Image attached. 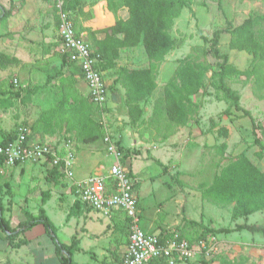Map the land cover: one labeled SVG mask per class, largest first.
Wrapping results in <instances>:
<instances>
[{
  "label": "rangeland",
  "instance_id": "rangeland-1",
  "mask_svg": "<svg viewBox=\"0 0 264 264\" xmlns=\"http://www.w3.org/2000/svg\"><path fill=\"white\" fill-rule=\"evenodd\" d=\"M50 1L52 2V0ZM87 1L84 3L85 9L90 7L92 2H104V0ZM187 1L190 7L183 9L180 17L175 20L171 31L178 46L160 65L156 77L157 90L142 106L145 111H147L146 106H153L150 116H142L140 124L131 127L120 107L121 104L118 103L119 91L116 88H111L114 80L113 71L104 75L105 85L109 88L108 94H111L109 101H112L110 107H107V104L105 106V110H107L105 111L106 131L125 149L126 157L123 160V165L137 177L141 220L146 227L148 226L152 230V233L163 234L167 239L174 235L182 238L183 236H192L193 243L191 245L196 246L201 240L197 241L201 229L189 224L190 221L202 222L208 228L214 229H231L235 223L248 222V224H255L260 230H243L238 232L237 236L248 242L253 240L264 244V211L254 213L247 218L237 219L235 222L231 219L233 205L221 207L207 202L201 197L200 185L203 183L208 185L212 182L215 175L228 163L226 159L228 156H236L244 152L255 166L264 170V150L254 143L250 119L241 117L240 112H235L232 109L230 117L224 115L223 112L229 107V104L219 99L217 93L209 85L210 74L206 77L205 89L192 98L194 104L198 106V111L185 127L171 128L168 132L164 115L158 114L153 117L154 106L162 98L163 87L172 77L178 62L189 55L198 61H208V58H211V55H208L210 44L204 43L198 32L211 38L215 31L223 30L229 26L236 27L251 14L261 15L264 13V0ZM0 7L7 9L3 0H0ZM81 9L83 8L80 5L77 13L73 14L74 20L76 19L75 15L78 16L77 24H81V19L86 14ZM88 15H91V11H88ZM5 25V20L0 22L1 27ZM5 36H0V54L6 52ZM229 39L230 35L228 34L220 35L218 45L220 53L226 54L229 63L236 69L248 70L251 56L245 52L229 49ZM207 56L209 57L207 58ZM117 64L130 68L147 66V59L141 45L123 51ZM213 70H216L214 66ZM15 78L17 77L13 69H0V90H12L19 93L13 86ZM227 84L239 95L242 108L247 110L256 122L264 126V99L254 94L251 80L246 81L245 77H239L227 80ZM3 99H5L3 103L0 102V142L8 138L19 126L27 129L32 141L42 140L43 128L37 125V122L42 111L46 109L59 105L72 108L83 102L93 111L96 107L92 106L85 94H19V96L11 94L4 96ZM220 128H225L227 135L221 134ZM181 129L184 130L183 135L173 141L171 137L177 135ZM164 135L165 137H163ZM61 137V139H57L56 145L65 141L64 136ZM75 143L77 145L79 142L75 140ZM222 144L226 146L224 150L221 147ZM262 146L264 147V140ZM77 148L81 151L78 145ZM258 154L261 155V158ZM81 157L83 165L89 166L95 161L103 175L108 174L112 159L107 157L103 142L95 143L90 151L83 149ZM18 170L14 171L9 167L0 171V185L2 186L0 199L3 203V217L10 228H15L25 219V212L39 216L44 209L41 202L46 197L47 204L44 214L55 228L56 237L60 243L70 245L79 236L82 238L78 245L85 249L95 248V243L97 245L103 243L102 239H95L92 243L88 235L89 233L92 235L93 232L89 231L88 235L83 234L85 232L83 226L75 229L73 223L69 222L70 219L81 221L85 217L87 218L88 214V212L80 210L70 194L67 195L58 188H55L54 193L36 189L37 186H42L38 183L39 178L37 177L28 179L24 176L16 182V176H22L21 173H16ZM32 185L36 186L32 187ZM114 216L119 219L120 230L119 235L115 238L119 239L121 244H125V240L128 242L127 225L120 213H116ZM93 221H95L94 231L98 232L99 225L97 223L99 222H96L95 218ZM99 221L104 223L101 219ZM35 228L38 230L43 226L37 225ZM141 229L148 231L142 226ZM28 238H32L31 244L25 247L26 245L23 246L24 239ZM208 238L209 240L214 238L209 241L214 250L201 253L196 260L182 264H219L222 259L231 260L232 257L233 260L242 259L241 254L237 257L234 255L237 250L234 249V246L237 244L224 250L220 249L221 247L225 248L222 246L224 242L221 243L216 235ZM231 238L234 243L239 242L236 236ZM92 244L94 245L89 246ZM52 254H55V243L47 234L38 237L37 231H27L13 235L8 240L0 235V264H61L58 257L48 256ZM46 255L47 257L43 258ZM90 255L91 253L75 252L72 256L73 264H95V260L89 258ZM248 257L245 264H262L260 259L251 260L250 256ZM160 263L165 264L164 262Z\"/></svg>",
  "mask_w": 264,
  "mask_h": 264
},
{
  "label": "trees",
  "instance_id": "trees-1",
  "mask_svg": "<svg viewBox=\"0 0 264 264\" xmlns=\"http://www.w3.org/2000/svg\"><path fill=\"white\" fill-rule=\"evenodd\" d=\"M83 1L64 0L74 25L73 14ZM103 4L105 5L103 14L107 11H117L119 8H125L128 12V18L126 20L116 18L109 25L91 29L90 46L93 53L99 57L97 67L103 74V78L106 72L113 71L115 79L111 88H116L119 94L120 90H124L120 107L124 116L128 118L129 125L136 127L140 124L143 116L142 103L149 100L157 90L156 77L160 65L178 46V42L171 35L174 22L180 17L183 9L190 6L187 0H120V2H117V0H104ZM0 10V21L11 14V10L8 11L1 7ZM55 17L58 29L56 14ZM96 34H104V39L97 40L95 38ZM198 34L204 43L210 44L208 55H211V58L207 56V58L209 57L208 61H198L189 55L178 62L179 64L172 77L163 87L162 98L154 106L153 117L163 114L168 132L171 128L185 127L198 111V106L194 104L192 98L205 89L206 77L210 74L209 85L217 93L219 99L229 104V107L223 112L224 115L230 117L232 110H234L240 112L241 117H248L252 125L254 143L261 150H264L262 146L264 126L256 122L251 114L242 108L239 95L227 84V80L245 77L246 81L251 80L254 94L264 99V13L261 15L251 14L236 27L229 26L223 30L215 31L211 38L203 36L200 32ZM221 34L230 35L229 49L245 52L251 56V64L248 70L240 71L236 69L229 63L228 56L220 53L218 45ZM119 36H122V38ZM140 45L144 50L147 66L138 68L118 67L117 62L121 58L122 51ZM62 58L66 61L65 57L62 56ZM7 61L8 63L15 62L14 59H8L4 54H0V69L4 70L6 68ZM213 66L216 70H213ZM107 89L109 88L107 87ZM11 94L19 96L18 92L12 90H8L7 94L0 92V96H2L0 102L3 103V100H5L3 97ZM84 103L72 108L59 105L42 112L37 125L45 129L44 132L49 135H54L56 130L65 129L63 137L65 140H71V137H73L82 144H94L103 141L105 131L99 123V110L94 107L93 111L90 106ZM16 132L17 128L8 138L1 141L0 145L12 141L16 136ZM219 132L227 135L225 128H220ZM67 134L70 137H65ZM28 139H30L29 134ZM116 146L124 152L125 158V149L118 141ZM221 147L224 150L226 146L222 144ZM258 156L261 158L260 154ZM226 159L228 163L215 175L212 182L208 185L204 183L200 185L201 197L205 201L221 207L233 205L231 212L233 221L264 211V170H260L255 166L244 152L236 156H228ZM3 164V159L0 156V171L6 168ZM44 164L48 166L47 162H44ZM47 172L46 178L62 177V174L55 167L47 169ZM1 189L2 186L0 185V195ZM74 203L77 206L81 205L77 200ZM24 216L25 219L15 228H10L4 220L3 203L0 199V235L8 240L13 235L22 234L37 225H41L46 234L53 239L55 254L61 264H73L72 256L80 250L76 238L70 245L60 243L57 240L55 228L44 214V210L41 211L39 216H33L27 212ZM124 221L129 236L130 220L124 218ZM189 224L201 229L197 241L199 239L204 240L209 236L229 234L243 229L260 230L256 226H247L246 224L237 226L234 229L208 228L202 222L194 221H190ZM159 237L166 239L163 234ZM183 239L189 244L193 243L192 236H183ZM245 260L244 257L241 260L233 261L222 259L219 264H245Z\"/></svg>",
  "mask_w": 264,
  "mask_h": 264
},
{
  "label": "crops",
  "instance_id": "crops-1",
  "mask_svg": "<svg viewBox=\"0 0 264 264\" xmlns=\"http://www.w3.org/2000/svg\"><path fill=\"white\" fill-rule=\"evenodd\" d=\"M3 1H4V6H6L7 9H5L4 7L2 8L8 11L11 10V14L6 19H4L6 21V25L4 27L0 26V36L6 35L4 37L6 42V46H5L6 52L4 55L8 59H14L15 61L12 63H8L7 61L5 68L6 70H9L11 68L15 71L17 77L15 79L18 81L19 85L18 87H14V89L19 91V94H85L86 96H88V88L82 79L79 69L75 65L66 62L59 53L60 41H59L56 17L52 2L50 0H3ZM86 1L87 0H84L81 4V8H83L81 10L86 12V14L81 19V24L79 23L77 24L78 16L77 14L75 15L76 16L75 26L79 34L83 35V37L87 40L89 44H91V39L89 37L91 29L98 28L99 26L102 27L109 25L112 22H114L116 18H120L123 20H126L128 18V12L127 9L125 8H121V9L119 8L117 11L115 10L107 11L105 14H103L105 12V5L102 2L101 3L92 2L90 7L85 9L86 6L84 8V3ZM77 11L78 9L74 12V14L77 13ZM88 11H91L90 16L88 15ZM1 21L3 22V20ZM104 36H105L104 34H96L95 38L97 40H103ZM119 37L122 38V36ZM125 50H130V49H124L123 51ZM120 66L121 65L118 64V67ZM131 68H136V67H131ZM106 73L104 75H106ZM41 77L42 80L40 81ZM0 92L7 94L8 90L1 89ZM121 93L122 94H118L119 95L118 103L120 104L123 101L124 90H121ZM109 99H111V94H108L107 107H110L109 105H111L112 103V101H109ZM70 100L73 101L71 98ZM144 104L145 103H142L141 107ZM149 106H146L147 111L143 110V116L144 115L150 116L149 114L151 113L153 106L151 105ZM45 111H47V109L42 112ZM183 129H181V131H179L177 135L171 137V139L175 141L179 136H182L184 133ZM44 130L45 129H43L41 133V135L43 136L41 138L43 139L39 140V142L54 143L57 142V139L58 140L61 139L62 138L61 136H64L65 134V129L56 130L54 135H49L48 133H45ZM66 136L70 137L69 134L65 135V137ZM72 138L73 137H71L72 148L75 154V163H74V171H73L75 179L79 180L91 175H103L101 169H99L97 164H95V161L93 164L91 163L89 166H85L81 163L82 160L81 151L83 149L86 151L92 150L95 143L94 144L78 143L77 145L78 147H80L81 149L80 151L77 148L75 139ZM172 140L169 141L172 142ZM10 168H12V170L14 171L16 169H19L16 173L22 174L21 177L16 176V182L18 179L21 180L24 176H26L28 179H33L37 177L39 178L38 183H40L42 186L39 187L40 186L39 185L37 186L36 189L41 190L42 192L51 191L50 193L52 192L54 193L56 190L55 188H58V190H60L61 192L63 193L65 192L67 195L70 194L73 201L76 200V195H74L76 194V192L74 191V187L69 183V181L65 180L63 177L46 178L48 173L47 169H49V167L46 166L43 162L37 164L24 163L22 165L10 167ZM132 176L137 181V177L135 176V174H132ZM34 186L36 185H32V187ZM135 191L138 202V212L140 215V226L148 230V231L145 230L146 233L154 234L152 233V230L149 229L148 226L146 227L142 223L141 220L142 214L140 212L141 203L138 195L137 186ZM45 198L43 202H41L43 203L42 206L44 209H45V205L47 204V200H45ZM78 207L80 208L81 211L84 210L85 212H88V214L86 215L87 218L85 217V219L81 221H78L77 219L75 220L70 219L69 222L73 223L75 229H77L79 226H83L84 227L83 229L85 230L83 234L88 235L89 231H91V233L93 232L92 235L90 233L88 235L89 240H91L92 243L94 242L95 239L97 240L102 239L103 243L98 245L95 243L96 247L95 248L89 247V249L79 247L78 245L80 250L77 253H91L89 258L91 260H95V264H113L115 262H118L122 254L125 252L128 242H126L125 240V244H121L122 242H120L119 239L115 238L120 233L119 219H117V217L114 216V214L116 213H113L110 218L108 217L105 218L97 214L96 212L87 209L85 206L80 205ZM94 218L96 219V222H99L97 223L100 227V228L97 227L98 232L94 231L95 229V225H94L95 221H93ZM100 219L104 222L103 224L100 223L99 221ZM244 224H246L247 226H256L255 224H248V222L235 223L234 227L231 229H234L237 226H241ZM36 229L37 228L34 227L29 231L31 232L37 231L38 237H40L41 235L43 236L46 235L44 228H40L38 230ZM243 230H248V229H243ZM243 230L234 231L226 235L217 234L216 238L221 243L224 242L222 246H224L225 248L221 247L220 249L226 250L229 247H233L234 244H237L234 246V249H237L234 254L236 255V257L241 254L242 257L247 259L249 258L248 256H250L251 260L254 258L260 259L261 263L264 264V244L254 242L253 240L248 242L245 241L242 237L237 236L238 232H241ZM232 236L234 237L236 236V238L239 239V242L234 243L233 242L234 240L231 238ZM78 238L77 240L79 243L82 237L79 236ZM31 240L32 238L31 239L28 238L27 240L24 239L23 246L25 245H26L25 247L29 246L31 244ZM93 245L94 244L89 246H93ZM97 246L99 247V250ZM48 256L57 257L55 254ZM46 257L47 255L43 256V258ZM233 259L234 258L232 257L231 260L233 261ZM151 264H162V263L159 262V263H151Z\"/></svg>",
  "mask_w": 264,
  "mask_h": 264
},
{
  "label": "built area",
  "instance_id": "built-area-1",
  "mask_svg": "<svg viewBox=\"0 0 264 264\" xmlns=\"http://www.w3.org/2000/svg\"><path fill=\"white\" fill-rule=\"evenodd\" d=\"M52 2L58 19L59 53L68 63L79 68L88 88V98L99 109V123L105 131L102 142L112 163L107 175H91L77 180L73 172L75 154L70 140L57 145L56 142H33L28 139L27 129L19 126L15 138L0 145L3 165L9 168L24 163L47 162L49 168H57L62 177L74 187L76 200L82 206L102 217L120 213L123 218L130 220L126 250L120 260L113 264H180L194 261L199 254L214 250L209 243L214 238L200 240L196 246H192L178 235L165 239L141 229L135 191L137 181L123 165L124 152L118 149L117 141L106 131L104 110L108 101V89L103 74L97 67L99 57L77 31L64 0ZM18 85V81L14 79L13 86Z\"/></svg>",
  "mask_w": 264,
  "mask_h": 264
}]
</instances>
